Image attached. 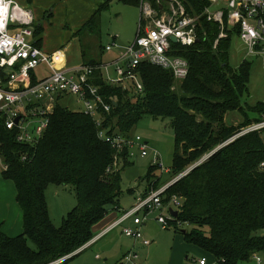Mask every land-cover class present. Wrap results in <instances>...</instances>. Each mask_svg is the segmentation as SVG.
I'll use <instances>...</instances> for the list:
<instances>
[{
    "label": "trees",
    "instance_id": "trees-1",
    "mask_svg": "<svg viewBox=\"0 0 264 264\" xmlns=\"http://www.w3.org/2000/svg\"><path fill=\"white\" fill-rule=\"evenodd\" d=\"M138 7L140 0H120ZM153 8L157 10L155 0ZM190 14H199L207 0H180ZM98 5L74 35H95L100 15L108 8ZM202 17L197 42L179 47L174 54L188 62L189 73L176 90L173 77L162 68L141 63L136 67L143 96L107 84L96 71L92 83L106 104L102 130L108 136L131 138L132 130L144 116L169 120L174 135L171 171L188 173L163 193L164 202L172 196L178 213L171 226L214 264H242L253 253H264V139L250 133L222 146L243 128L257 122L264 103L255 107L251 117L238 126L225 124L228 113L240 112L242 98L248 94L250 64L236 69L229 65L231 34ZM33 44L40 48L42 27L32 23ZM223 33L225 36L220 38ZM85 37V36H84ZM216 43V45H214ZM89 44L81 45L83 65L99 67L101 60L88 57ZM99 128L86 114L57 103L49 125L34 149L17 145L15 133L7 131L0 119V143L8 169L3 180L15 188V202L22 213V233L9 237L0 230V264H67L78 257L95 237L93 228L116 207L121 196V172L128 165L127 149L116 150L97 136ZM28 152L22 163L19 152ZM130 161V159L128 160ZM119 166V167H118ZM157 166L150 164L144 178L148 191L155 190ZM49 185L70 186L76 206L55 227L48 213L45 192ZM148 195V194H147ZM180 222L181 229L175 224ZM184 231V233H183ZM30 244L33 246L30 247ZM78 252V253H77Z\"/></svg>",
    "mask_w": 264,
    "mask_h": 264
},
{
    "label": "built area",
    "instance_id": "built-area-1",
    "mask_svg": "<svg viewBox=\"0 0 264 264\" xmlns=\"http://www.w3.org/2000/svg\"><path fill=\"white\" fill-rule=\"evenodd\" d=\"M155 4L157 10L153 8L152 2L140 0V19L135 39L126 47L115 42L107 45L105 52H117V57L110 63L99 67L80 64L69 69H53L48 76L37 79L33 74L35 69L41 64L52 66V56L32 42L33 16L30 10L12 0H0V119L7 131L15 133L14 141L17 145L28 150L34 149L48 128L55 105L60 99L71 96L80 112L88 115L99 128L97 136L100 140L118 151L127 149L130 160H135V148L139 157H147L150 149L140 137H111L101 129L103 113L109 112L110 105L104 101L99 87L92 83L94 73L99 70L107 84L121 87L136 96H143V86L136 72V67L141 63L167 70L174 80L184 81L189 73L188 62L174 54L177 49L173 45H194L198 40L197 29L202 17L221 27L226 23L228 30L237 27V36L245 47L247 56L258 57L264 67V0H207V5L199 14H190L180 0H155ZM224 36L223 33L219 35L220 38ZM170 38H174L176 42H171ZM110 68L114 75L111 77L107 74L105 78L103 71ZM254 132L264 133V112L257 122L238 131L222 146ZM1 144L0 179L8 169ZM18 155L22 163L30 160L27 151L19 152ZM207 157L208 155L200 162ZM152 165L163 171L154 151ZM189 169L137 205L122 211L120 218L107 230L129 220L132 226L122 228L123 236L142 246H148L150 241L145 239L141 231L142 225L147 221V213L167 208V215H159L156 221L162 229L173 227L171 223L175 218L170 215L169 209L174 210L178 202L172 196L167 206H164L163 193L185 176ZM259 169L264 171V163H260ZM164 172L168 173V170ZM140 212L143 213L142 217L138 216ZM175 226L181 228L182 224L177 222ZM65 259L53 264H60ZM250 260L254 264H264V253H253ZM119 264H140V256L136 251H129ZM199 264H206V259H200Z\"/></svg>",
    "mask_w": 264,
    "mask_h": 264
},
{
    "label": "rangeland",
    "instance_id": "rangeland-1",
    "mask_svg": "<svg viewBox=\"0 0 264 264\" xmlns=\"http://www.w3.org/2000/svg\"><path fill=\"white\" fill-rule=\"evenodd\" d=\"M94 1L95 3L103 2V0ZM161 5L165 7L164 4ZM138 6H140V3ZM139 19V7L124 5L120 0H110L108 8L102 11L100 15L99 28L95 35L85 36L88 39L87 41L92 39L93 42L87 43L83 38L84 42L89 44L88 57L90 59L101 60L103 64L110 63L116 57L114 52L116 50L105 52L104 48L113 42L124 47L131 44L136 36ZM70 40L71 41L65 45L66 56L69 60L68 69L81 64L79 62L80 45L78 42L80 39L74 37ZM244 61L250 64V78L247 86L248 94L242 98L240 112L226 114L225 124L228 126H238L246 122L249 117L253 116L252 111L254 108L264 103V67L258 57L247 56L245 47L238 36L232 33L229 47V65L236 69ZM107 74L113 77V69L110 68L103 71L105 78ZM182 83L183 81H176L173 79L172 90L178 89ZM59 103L70 110L80 111V108L74 104V99L71 96L60 99ZM131 136L133 138L140 137L143 142L148 144L150 150L147 157L141 158L138 156V150L135 148L133 150L135 160L128 161V159V165L130 163L132 164L124 168L121 172V196L118 204L120 208L124 210L129 209L130 206L133 207L137 205L150 194L171 183L183 173L174 175L171 171L174 135L169 120L153 119L149 116H144L132 130ZM153 151L158 155V161L163 171L156 169L154 181H159V185L155 190L148 191V189L145 188L147 185L144 178L152 162ZM164 170H168V173L164 172ZM0 183H4V186H0V211H8L9 204H15L13 199L14 186L12 182L3 179L0 180ZM137 194L138 197L136 196ZM135 197H137V199H134ZM45 198L49 218L55 227H59L66 214L72 211L76 206L74 190L70 186L49 185L45 192ZM8 201H10V203ZM167 204L168 203L164 202V206H167ZM116 207L118 206L116 205ZM108 208L110 209L111 206ZM142 215V212L138 214L140 217H142ZM159 215L166 216L167 208L147 213L146 218L148 222L143 227V234L145 239L150 242L152 241L153 244L148 248L150 253H146L147 249H145L146 255L142 260L143 262L141 261V264H168L174 250L175 253H177L176 250L178 246L184 245L179 231L174 232L175 229L173 227L166 230L161 228L156 221ZM124 227H129V224L126 223ZM122 228L123 226L116 228L104 239L94 244L88 250H85V252L81 253L67 264H117L120 254L119 246L127 239L121 232ZM30 247L33 248L31 244ZM138 254L142 258L139 252ZM96 256H98L100 260H97ZM186 257L187 259L185 260ZM199 258L198 254L189 251L182 255L181 261L184 264H198ZM242 264H254V262L249 260Z\"/></svg>",
    "mask_w": 264,
    "mask_h": 264
},
{
    "label": "crops",
    "instance_id": "crops-1",
    "mask_svg": "<svg viewBox=\"0 0 264 264\" xmlns=\"http://www.w3.org/2000/svg\"><path fill=\"white\" fill-rule=\"evenodd\" d=\"M12 1H14L17 5L30 10L33 16L34 24L42 27L43 33H42V41L40 43V48L49 56H52V66L49 67L44 64H41L35 69L33 74L37 79H40L48 76L53 69H65L69 67V60L68 57L66 56L65 45L71 41L70 39L76 37L74 33H76L77 30L80 29L84 25V23L90 18L91 14L97 9V6L104 5L106 2H108L107 3L108 5L110 0H103V2L101 3L100 2L95 3L94 0H12ZM87 35L88 34L84 36ZM84 36L83 38L87 43L93 42L92 39L90 41H87L88 40L87 37ZM78 38L80 39V37ZM83 38L80 41H78L80 45L79 46L80 63H82L83 61L81 45L86 44ZM114 52L117 57V52L116 51ZM150 164H152V162ZM0 180H2V178ZM0 186H4V183H0ZM138 194L136 195L137 197ZM137 197H135L134 199H137ZM13 199L15 201V188L13 193ZM8 202L10 203V201ZM117 206L119 208L111 207L106 217L102 221H100L96 226H94L93 231L95 237L92 239V241H90V243H88L78 252L82 251L83 249L88 250L94 244L104 239L108 234H110L116 228L122 226L124 227L126 223L129 224V226H132L131 221L128 220V221H124L120 225H117L111 230H107L114 222H116L120 218L121 212L124 210L120 208L119 204ZM8 209H9L8 211H4V210L0 211V230L5 235L13 238L22 233V213L16 202L13 205L9 204ZM147 222L148 221H146L141 227L142 233H143V227L146 225ZM180 234L182 236V242L184 243V245L178 244L180 247L178 246L176 250L177 253H175L174 250L173 255L169 260L168 264H184L181 261V257L185 252L188 253L189 251H192L195 254L199 255L200 258L198 259V264H199V260L202 258L206 259V264H214L213 258L206 255L200 249L192 245L186 244L181 232ZM152 244L153 242L151 241L148 246H142L137 241H134L129 238L125 239V241H123V244L119 246L120 254L117 264L120 263V260L122 259L124 254H126L129 251H136L137 253L139 252L141 254L142 256V258L140 257V264H141L143 262L142 261L143 258L146 255L145 249H147L146 253H150L148 248ZM85 250L83 252H85ZM96 257L97 260H100L98 256ZM186 259L187 257L185 258V260Z\"/></svg>",
    "mask_w": 264,
    "mask_h": 264
},
{
    "label": "water",
    "instance_id": "water-1",
    "mask_svg": "<svg viewBox=\"0 0 264 264\" xmlns=\"http://www.w3.org/2000/svg\"><path fill=\"white\" fill-rule=\"evenodd\" d=\"M170 40H171V42H173V43L176 42V40H175L174 38H170ZM16 122H17V120H15V123H16ZM262 138L264 139V133L262 134ZM211 154H212V153H211ZM211 154H209L208 157H209ZM208 157H207V158H208ZM207 158H206V159H207ZM206 159H205V160H206ZM199 163H200V162H199ZM199 163H198V164H199ZM198 164H196V165H198ZM196 165H194V166H196ZM194 166H193V167H194ZM193 167H191V168L189 169V171H190ZM169 213H170V215H171L173 218H176V217H177V214H178L175 210H173V209H171V208L169 209ZM183 233H184V231H183Z\"/></svg>",
    "mask_w": 264,
    "mask_h": 264
}]
</instances>
